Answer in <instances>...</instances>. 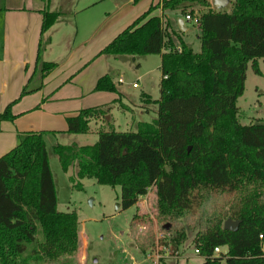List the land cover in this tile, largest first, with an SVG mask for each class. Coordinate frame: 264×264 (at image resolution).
I'll list each match as a JSON object with an SVG mask.
<instances>
[{
  "label": "trees",
  "instance_id": "trees-1",
  "mask_svg": "<svg viewBox=\"0 0 264 264\" xmlns=\"http://www.w3.org/2000/svg\"><path fill=\"white\" fill-rule=\"evenodd\" d=\"M192 1L207 6L195 15L189 10L198 18V51L170 27L164 12L184 10ZM157 7L149 6L100 50L114 56L161 54L159 97L149 99L157 104L156 118L138 121L135 130L100 128L94 143L56 142L52 150L63 171L76 166L71 181L90 177L119 185L121 208L135 204L150 187L157 211L171 216L189 208L195 189L240 192L230 213L239 221L237 230H225L221 218L209 220L193 237L194 249L204 259L200 264H264V119L242 124L236 105L248 62L261 74L264 0H233L230 11L213 8L209 0H162L161 14H152ZM61 13L42 10L41 35ZM48 42L40 40L38 50ZM55 65L42 61V74ZM94 90L116 92L117 86L105 73ZM26 92L24 86L20 94ZM118 100L67 115L65 131L88 132L91 119L107 120L113 104L124 106ZM11 104L0 112L1 120L15 117ZM45 133H19L18 143L0 156V264H26L27 246L34 262L70 264L66 258L79 249L76 210L57 208ZM215 247L226 250L215 256Z\"/></svg>",
  "mask_w": 264,
  "mask_h": 264
},
{
  "label": "crops",
  "instance_id": "crops-1",
  "mask_svg": "<svg viewBox=\"0 0 264 264\" xmlns=\"http://www.w3.org/2000/svg\"><path fill=\"white\" fill-rule=\"evenodd\" d=\"M160 4L161 0L0 2V112L11 102L10 109L15 114L12 120L0 119V156L18 143L19 133L24 131L43 130L45 140L47 136H62L66 140H58L59 143L71 144L83 133L66 132V116L80 108L110 103L118 95L138 101L132 116L142 118L149 113L150 104L156 106L153 109L156 113L157 104L146 99L159 97L161 54L114 56L100 53V50L149 6L159 5L152 14H161ZM45 8L58 9L62 13L41 35ZM171 10L174 9L166 10L170 27L180 30L182 39L195 50L193 46L200 32L198 24L189 29L185 24L189 20L181 15L177 17L181 19L180 26L173 28ZM192 31L196 37H192ZM46 38L49 42L38 50L39 41ZM42 61H52L56 65L42 74ZM105 73L116 83V92L94 90L97 78ZM119 76L123 77L122 82L118 81ZM133 82L137 86H133ZM123 83H127L126 88ZM24 86L27 92L21 95ZM129 88L140 90L133 94L126 90ZM138 121L146 120L136 123Z\"/></svg>",
  "mask_w": 264,
  "mask_h": 264
},
{
  "label": "rangeland",
  "instance_id": "rangeland-1",
  "mask_svg": "<svg viewBox=\"0 0 264 264\" xmlns=\"http://www.w3.org/2000/svg\"><path fill=\"white\" fill-rule=\"evenodd\" d=\"M0 2L3 4L4 0ZM188 4L184 10L177 7V10H171L169 13L173 28L179 27L177 17L190 14V9L195 15L201 9L207 8L197 1ZM232 6L233 0H230L220 9L230 11ZM166 10L169 9L164 10L165 14ZM185 24L189 29H194L196 21L192 19L185 21ZM191 34L192 37H196L194 31ZM195 42L193 48L198 50L199 40ZM257 60L261 74L254 72L249 61L245 72L244 91L236 102L242 124L264 119V58L260 57ZM126 73L132 75L131 72ZM154 73L156 75L158 70ZM126 86L127 83H123V87ZM126 90L137 94L140 89ZM116 98H119V103L124 106L112 105L105 115V117L109 115V119L106 117L107 120L91 119L89 131L79 135L71 143L91 144L96 141L100 128L108 129L112 126L120 131L135 130L137 120L151 121L157 116L153 111L156 109L153 104H150L149 113L144 114L142 118L132 116L138 101L128 96L118 95ZM146 100L150 101L149 98ZM46 138L56 188L57 207L60 210L74 209L78 216L81 242L75 254L66 258L70 264H155L151 257L154 253L163 256L157 264H200L204 259L194 252L193 237L204 229L209 220L221 218L224 223L225 219L231 218V211L240 203V192L227 188L201 187L192 191L193 203L189 208L171 216L157 211L154 205V189L150 187L135 204L121 208L119 185L113 187L98 183L90 177H76L71 181L69 177L76 172V166H70L67 171H63L58 156L52 150L54 143L66 139L62 136ZM76 182H79V187L73 185ZM166 224H169L168 229L164 228ZM41 239L42 236L38 234L37 241ZM31 247L27 246L23 254V258L27 259L26 264H51L45 260L34 262L30 258ZM225 250V247H221V252ZM56 264H61V261Z\"/></svg>",
  "mask_w": 264,
  "mask_h": 264
},
{
  "label": "water",
  "instance_id": "water-1",
  "mask_svg": "<svg viewBox=\"0 0 264 264\" xmlns=\"http://www.w3.org/2000/svg\"><path fill=\"white\" fill-rule=\"evenodd\" d=\"M227 0H210L211 6L213 8H220L221 6H223L226 3ZM179 21V26L181 24V19L178 20ZM107 117V116H106ZM239 221L238 220H234L232 218H227L224 220L223 223V228L225 230H229V231H236L237 227H238ZM165 229L169 228V224H166L164 226Z\"/></svg>",
  "mask_w": 264,
  "mask_h": 264
},
{
  "label": "built area",
  "instance_id": "built-area-1",
  "mask_svg": "<svg viewBox=\"0 0 264 264\" xmlns=\"http://www.w3.org/2000/svg\"><path fill=\"white\" fill-rule=\"evenodd\" d=\"M184 19H185V20H192V19H193V20L196 21V23L198 22V18H197L196 16L193 17V16H191L190 14H185V15H184ZM118 81H119V82H122V81H123V77H122V76H119V77H118ZM132 85H133V86H137V83H136V82H133ZM141 196H144V195H141ZM139 197H140V196H139ZM145 201H146V199H145ZM260 237H261V236H260ZM263 249H264V246H263ZM194 252L197 254V253H198V250H197V249H194ZM220 253H221V247H215V248L213 249V255L218 256ZM151 257L153 258L154 263L157 264V263L160 262V259H161L163 256H161V255H159V254H157V253H154V255H152Z\"/></svg>",
  "mask_w": 264,
  "mask_h": 264
}]
</instances>
